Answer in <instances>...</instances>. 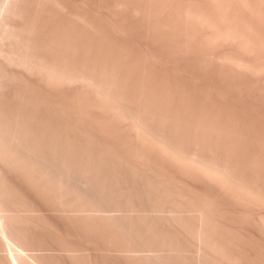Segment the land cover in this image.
<instances>
[{
    "label": "rangeland",
    "instance_id": "1",
    "mask_svg": "<svg viewBox=\"0 0 264 264\" xmlns=\"http://www.w3.org/2000/svg\"><path fill=\"white\" fill-rule=\"evenodd\" d=\"M0 113V264H264V0H0Z\"/></svg>",
    "mask_w": 264,
    "mask_h": 264
},
{
    "label": "bare ground",
    "instance_id": "2",
    "mask_svg": "<svg viewBox=\"0 0 264 264\" xmlns=\"http://www.w3.org/2000/svg\"><path fill=\"white\" fill-rule=\"evenodd\" d=\"M0 114H1V113H0ZM0 116H1V115H0ZM1 125H2V124H1ZM0 127H2L1 129H3V126H0ZM21 128H22V127H21ZM17 129H18V128H17ZM17 129H16V131H17ZM3 130H4V129H3ZM3 130H2V131H3ZM22 130H23V128H22ZM0 131H1V130H0ZM6 132H7V131H5V134H6ZM13 132H14V131H13ZM17 132L19 133V131H17ZM25 132H26V131H25ZM25 132H24V133H25ZM3 133H4V132H3ZM9 133H12V132L9 131ZM14 133H15V132H14ZM14 133H12L13 135L10 134V136H14V137H15V135H16L15 138H18V140H20V141L22 142L23 140H21V139H22V138H21V134L19 133L20 135L18 134V135H19V136H18L17 133H15V135H14ZM21 133H22V131H21ZM27 133H28V132H27ZM27 133H26V134H27ZM22 134H23V133H22ZM27 135H28V134H27ZM3 136H4V135H3ZM0 137H2V136H0ZM5 137H7V135H6ZM28 137H29V135H28ZM2 138H3V137H2ZM7 138H8V137H7ZM7 138H6V139H7ZM11 138H12V137H10V139H11ZM19 138H21V139H19ZM25 138H27V137H25ZM3 139H5V138H3ZM23 139H24V137H23ZM27 139H28V138H27ZM27 139H26V140H27ZM29 139H30V137H29ZM29 139H28V141L31 142V141H32V138H31V140H29ZM16 140H17V139H16ZM16 140H15V141H16ZM0 141H1V139H0ZM5 141H7V140H5ZM10 141H11V142L8 141L9 145H10L14 140L12 141V139H11ZM20 141H19V142H20ZM16 142H17V143H16ZM16 142H15L16 144H13L14 142L12 143V146H11L12 148H13V145L16 146V145L18 144V141H16ZM21 142H20V145H21ZM30 142H29V143H30ZM0 143H1V142H0ZM29 143H27V142L25 141V139H24L23 144H22V146H23V150H24V145L27 146V147L25 148L26 151H27V148H29V149H28V150H29L28 153H27V152H23V153L21 152V153L24 154V155H26V153H27V156H26L27 159L29 158L28 156L32 154V153H30V151L32 150V147L35 146V145H33V144H32V145H33V146H32L31 143H30V145H26V144H29ZM2 144L4 145V142H3ZM6 145H7V144H6ZM20 145H19V146H20ZM0 146H1V144H0ZM7 146H8V145H7ZM22 146H20V147L22 148ZM28 146H29V147H28ZM5 147H6V146L4 145V148H5ZM16 147H17V146H16ZM16 147H14V148H16ZM30 147H31V148H30ZM9 148H10V146H8L7 149L9 150ZM0 149H3V146H2V148H0ZM5 149H6V148H5ZM5 149L2 150L3 154H2V152H1V150H0V152H1L0 154H1V155H4V157L0 155L1 157L4 158V159L2 158L3 160H5V158H6V157H5L6 154H4ZM7 149H6V150H7ZM30 149H31V150H30ZM33 149H34V150H33L34 152H35V150H36V153H37V154L41 153V151L38 152L39 150L35 149V147H34ZM17 150H18V148H16V150H14V151H15V152H18ZM19 150H20V149H19ZM20 151H22V149H21ZM24 151H25V150H24ZM33 151H31V152H33ZM10 152H11V150H10ZM10 152H8V154H9ZM15 152H14V153H15ZM34 152H33V153H34ZM5 153H7V152H5ZM11 153L14 154L13 152H11ZM29 153H30V154H29ZM36 153H35V154H36ZM8 154H7V157L10 155V154H9V155H8ZM12 154H11V155H12ZM19 154H20V153H19ZM28 154H29V155H28ZM35 154H34V155L32 154L31 156H35V157L37 158V154H36V155H35ZM42 154H43V153L39 154V155H40V158L38 157L37 159L40 160ZM11 155H10V156H11ZM24 155H23V156H24ZM44 155H45V156H44ZM44 155H43L44 158L47 156V159H49V157H50L49 154L46 155V152H44ZM10 156H9V159H11ZM14 156H17L16 153H15ZM14 156L12 155V157H14ZM31 156H30V157H31ZM48 156H49V157H48ZM1 157H0V158H1ZM19 157H20V155H19ZM54 157H56V156H53V159H54ZM22 158H23V157H22ZM24 158H25V156H24ZM24 158H23V159H24ZM31 158H33V157H31ZM31 158H29L28 161H31V160H32V162H33V161H36V160H37V159H36V160L31 159ZM42 158H43V157H42ZM44 158H43V159H44ZM6 159H7V158H6ZM12 159H13L12 161H14V158H12ZM30 159H31V160H30ZM43 159H42V160H43ZM45 159H46V158H45ZM45 159H44V162L46 161ZM0 160H1V159H0ZM7 160H8V159H7ZM15 160H17L16 157H15ZM20 160H21V159H20ZM20 160H19L18 162H20ZM39 160H38V161H39ZM49 160H50V159H49ZM28 161H26V162H28ZM40 161H41V160H40ZM51 161H52V160H51ZM9 162H10V161H8L7 163L9 164ZM14 162H15V161H14ZM24 162H25V161H24ZM32 162H29V163H30V164H34V163L36 164L37 161L34 162V163H32ZM15 163H17V162H15ZM21 163H22V161L20 162V164H21ZM38 163H39V162H38ZM40 163H41V162H40ZM40 163H39V165H40V170H41V169H42V168H41V164H42V163H41V164H40ZM46 163H48V164H49V167H50V166H52L51 164H52L53 162H52V163H49V162L47 161ZM46 163H44V164L46 165ZM22 164H23V163H22ZM35 164L32 165V167H33L32 169L30 168L31 170L28 169V170H30V173L32 172V175H31L32 178H33V173H34L33 171H34V168H35L36 165H38V164H36V165H35ZM44 164H42V165H44ZM53 164H54V163H53ZM14 165H15V164H14ZM18 166L21 167V168L24 167V169L26 168V167L23 166V165L21 166V165L18 164ZM15 167H16V166H15ZM15 167H14V168H15ZM36 167H38V166H36ZM49 167H46V168H45L46 171H47V168H49ZM28 168H29V167H28ZM17 169H18V168H17ZM43 169H44V167H43ZM21 170H22V169H20V171H21ZM32 170H33V171H32ZM35 170H36V169H35ZM38 170H39V169H37V173H39ZM50 170H51V169H50ZM60 170H63V169H60ZM60 170H58V171L61 173ZM66 170H67V169H66ZM66 170H65V171H66ZM42 171H43V170H42ZM42 171L40 172V175L44 176L43 174H45V173L43 172V174H42ZM44 171H45V170H44ZM46 171H45V172H46ZM48 172H49V170H48ZM66 172H68V171H66ZM28 173H29V172H28ZM30 173H29V174H30ZM37 173L35 174V176H36L37 178H38V177H41L40 175L37 176ZM50 174H51V173H50ZM50 174H49V175H50ZM61 174H62V175H61ZM61 174H59L60 177H59V176H58V177L56 176L55 179H56V180H59L58 182H59L60 184H61L62 182H66V181L68 182L69 177H68V179H67V177H65L66 173H63V172H62ZM36 177H34V179H36ZM44 177L49 178L48 180H50V178H51L52 176H51V177H48V173H46V176H44ZM32 178H31V179H32ZM52 178H53V177H52ZM52 178H51V179H52ZM57 178H58V179H57ZM59 178H60V179H59ZM63 178H65L66 180L63 179ZM38 179H39V178H38ZM41 179H44V178H40V180H41ZM70 179H71V178H70ZM53 180H54V179H53ZM74 180H75V179H74ZM74 180H73V181H74ZM42 181H43V180H42ZM51 181H52V180H51ZM70 181H71V180H70ZM70 181H69V182H70ZM46 182H47V181H46ZM58 182H57V183H58ZM69 182H68V183H69ZM48 183L50 184V186H51V188H52V187H53L52 185L55 183V181L53 182V184H51L52 182L50 183L49 181H48ZM68 183H66V184L68 185ZM71 183H73V182L71 181ZM63 184H65V183H62V184H61L62 187H64ZM76 184H77V183H76ZM56 185H57V184H56ZM56 185H55V186H56ZM58 185H59V184H58ZM73 185H74V184H73ZM73 185L71 184V186H73ZM37 186H38V185H37ZM44 186L46 187V189H47V187H49V186H46V184H44ZM59 186H60V185H59ZM62 187H61V188H62ZM65 187H66V186H65ZM74 187H75V186H74ZM80 187H81V186H80ZM80 187H78V188L80 189ZM42 188H43V186H42ZM51 188L49 187L50 190H51ZM54 188H55V187H54ZM54 188H52L53 191L56 190L57 187H56L55 189H54ZM59 189H60V187H59ZM73 189H74V188H73ZM76 189H77V187H76ZM57 190H58V188H57ZM57 190L55 191L56 193H54V194H57L59 191L62 192L61 190H63V188L60 189L58 192H57ZM51 191H52V190H51ZM53 191H52V192H53ZM64 191H65V190H63V192H64ZM72 191H73V190H72ZM48 192H49V191H48ZM76 192H77V191H76ZM78 192H80V191L78 190ZM46 194H47V193H46ZM51 194H52V193H50V195H51ZM60 194H61V193H58L56 197H57V198H58V197H61V200H63L62 198H64L63 196H65V195L62 193L63 196H60ZM74 194H75V192H74ZM77 194H78V193H77ZM82 195H83V193H82ZM87 195H88V194H87ZM74 196H75V195H74ZM76 196H77V195H76ZM76 196H75V197H76ZM49 197H50V196H49ZM89 197H90V196H89ZM50 198H51V197H50ZM55 199H56V198H55ZM58 199H59V198H58ZM57 201H58V200H57ZM77 201H78V200H77ZM60 202H61V201H60ZM60 202H59V203H60ZM75 204H76V203H75ZM81 204H83V203H81ZM84 204H85V203H84ZM78 205H79V204H78ZM87 205H88V204H87ZM90 205H91V204H90ZM93 205H94V204H93ZM84 206H85V205H84ZM84 206H83V207H84ZM91 206H92V205H91ZM71 207H72V206H71ZM87 207H88V206H87ZM87 207H85V208H87ZM85 208H83V209L80 208V210H84V211H85V210H87V211H88V210H91V212L94 213L95 215H100L101 217H104V218H110V219L112 218V219H113V217H115V218L118 217V218L120 219V218L122 217V219H123V217H124V214H123V215H122V214H116V215H114L115 213H113L112 215H110V214H108V215L106 214V215H105L104 213H103V214H100L101 212H100V213H97V212H99V210H100V211H105V210H107V209H101V208L99 209L98 207H97V209H96L95 207H94V208H93V207H92V208L90 207L91 209H90V208L85 209ZM3 209H4V208H3ZM26 209H27V208H26ZM65 209H66V208H65ZM72 209H73V207H72ZM75 209H77V208H75ZM117 209H118V208H117ZM121 209H122V208H121ZM121 209H120V210H121ZM124 209H125V208H124ZM129 209H130V208H129ZM62 210H63V207H62ZM77 210L79 211V209H77ZM92 210H93V211H92ZM108 210H109V209H108ZM125 210H126V209H125ZM125 210H124V211H125ZM132 210H134V209H132ZM127 211H128V210H127ZM89 212H90V211H89ZM105 212H106V211H105ZM109 212H110V211H109ZM77 213H78V212H77ZM81 213H82V212H81ZM107 213H108V212H107ZM86 214H88V213H86ZM89 214L91 215V213H89ZM94 214H92V215H94ZM76 215L79 217V214H76ZM82 215H85V214L83 213ZM125 215H126V214H125ZM127 215H128V214H127ZM127 215H126V216H127ZM5 216H6V214H5ZM126 216H125V218H126ZM74 217H75V214H74ZM86 217L88 218V216H86ZM89 217H90V216H89ZM118 218H117V219H118ZM127 218H128V217H127ZM7 220H8V219H7V217H6V221H7ZM108 220H109V219H108ZM6 221H5V219H4V216L1 215V216H0V233H1L0 235H2V238H3V239H2V238H1V239H2V240L5 242V244H7V245L10 247V249H11V247H12V242L9 240V238H8L9 236H7V235H8V234H7V229H6V226H5V225H6ZM5 229H6V230H5ZM18 248H19V247H18ZM144 248H145V247H144ZM18 250H21V248H19ZM139 250H140V249H139ZM10 251H11V250H10ZM22 251H24L23 248H22ZM142 251H143V250H142ZM20 252H21V251H20ZM24 252H25V251H24ZM160 255H161V254H159L158 256H159V257H162V255H161V256H160ZM17 256H18V258H20V259L26 260V259H25L26 256L23 257L24 254L22 255V254L18 253ZM141 256H142V255H141ZM144 256H145V255H144ZM11 257H12V260H13L14 264H18V262H17V259H18V258L16 257V255H15V254H14V255L11 254ZM153 257H154V256H153ZM155 258H156V257H155ZM35 259H36V258H35ZM34 262H36V260H35ZM36 263L38 264V262H36ZM33 264H34V263H33Z\"/></svg>",
    "mask_w": 264,
    "mask_h": 264
}]
</instances>
